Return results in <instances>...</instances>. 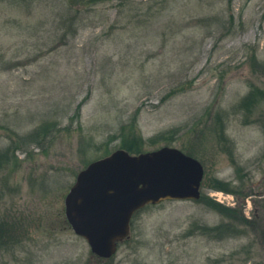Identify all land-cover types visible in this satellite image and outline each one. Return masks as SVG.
<instances>
[{
    "label": "rangeland",
    "instance_id": "374dc122",
    "mask_svg": "<svg viewBox=\"0 0 264 264\" xmlns=\"http://www.w3.org/2000/svg\"><path fill=\"white\" fill-rule=\"evenodd\" d=\"M164 146L202 164L200 198L93 255L75 176ZM263 231L264 0H0V264H264Z\"/></svg>",
    "mask_w": 264,
    "mask_h": 264
},
{
    "label": "water",
    "instance_id": "95a60500",
    "mask_svg": "<svg viewBox=\"0 0 264 264\" xmlns=\"http://www.w3.org/2000/svg\"><path fill=\"white\" fill-rule=\"evenodd\" d=\"M202 165L173 147L131 155L117 149L80 170L64 198L74 232L99 257L115 253L128 236L132 214L164 199H196Z\"/></svg>",
    "mask_w": 264,
    "mask_h": 264
},
{
    "label": "flooded vegetation",
    "instance_id": "af4514ba",
    "mask_svg": "<svg viewBox=\"0 0 264 264\" xmlns=\"http://www.w3.org/2000/svg\"><path fill=\"white\" fill-rule=\"evenodd\" d=\"M264 233V232H263Z\"/></svg>",
    "mask_w": 264,
    "mask_h": 264
}]
</instances>
